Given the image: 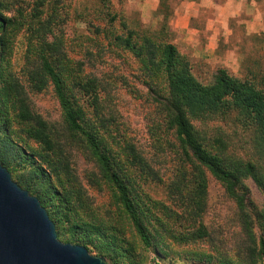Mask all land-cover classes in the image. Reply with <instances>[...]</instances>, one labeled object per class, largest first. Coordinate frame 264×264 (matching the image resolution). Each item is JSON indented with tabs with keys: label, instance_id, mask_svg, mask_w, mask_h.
<instances>
[{
	"label": "trees",
	"instance_id": "16d2710c",
	"mask_svg": "<svg viewBox=\"0 0 264 264\" xmlns=\"http://www.w3.org/2000/svg\"><path fill=\"white\" fill-rule=\"evenodd\" d=\"M95 4L88 18L78 19L88 30L80 37L87 61L95 66L123 56L139 65L162 119L152 131L156 135L162 127L175 142L172 178L163 182L120 130L107 85L86 72V62L71 58L63 33L70 18L68 0H34L27 8L20 0H0V164L40 200L61 242L84 246L106 264V255L118 253L123 240L110 224L115 214L98 219L92 212L73 165L74 152L91 163L90 184L110 192L146 249L163 245L166 233L182 243L208 239L202 219L212 177L236 204L241 238L237 260L207 256L208 263H264V204L260 209L249 202L245 184L254 181L264 196V168L229 152L221 137H208L195 125L235 114L264 152V71L239 79L219 68L209 82H201L174 42V9L168 0H160L155 13L158 29L142 24L141 18L130 23L110 0ZM20 34L26 45L22 79L12 66ZM49 88L61 110L60 126L45 121L31 104L30 93ZM149 184L163 185L167 200H155Z\"/></svg>",
	"mask_w": 264,
	"mask_h": 264
},
{
	"label": "rangeland",
	"instance_id": "374dc122",
	"mask_svg": "<svg viewBox=\"0 0 264 264\" xmlns=\"http://www.w3.org/2000/svg\"><path fill=\"white\" fill-rule=\"evenodd\" d=\"M20 1L26 8L34 2V0ZM110 1L114 10L130 23L141 18L142 24L153 29L159 28V21L155 15L150 20L141 17L139 0ZM168 1L170 7L175 9L176 0ZM259 1L264 20V0ZM96 2L97 0H68L70 18L63 27L67 50L76 62H86L87 73L98 76L107 85L108 96L113 101L120 130L125 132L141 149L155 170L159 172L163 182L168 183L172 178L177 160L174 154L175 142L163 133L162 127H159L158 134H154L155 128L159 126L162 119L153 102L155 95L150 92V88L145 83L146 79L139 65L136 61L123 56L110 58L102 64L96 63L95 66L87 61L88 58L85 55L87 46L86 43L82 45L85 39L80 37H86L88 30L86 24L78 22V19L81 15L82 18L86 16L88 18ZM207 15L210 16L211 13L208 12ZM205 35L203 33L196 38V42L191 43V39H185L178 33L174 34V42L180 51L189 57L193 73L201 82H209L219 68L226 69L232 76L239 79L251 78L252 73L264 71V30L247 34L238 25L233 35L228 33L220 35L213 40L212 47L208 50L197 52L196 49L209 42ZM23 39L22 34L17 37L12 55L14 72L21 79L26 50ZM30 100L34 111L45 121L51 125H61V110L51 88L41 94L30 93ZM195 125L208 137H221L229 152L252 162L261 169L264 168L263 150L257 145L253 132L240 123L235 114L209 122H195ZM32 145L35 146L34 143ZM72 161L94 215L99 219L109 218L108 212L115 214V221L110 224L118 229L123 241L121 245H118V253L109 251L110 253L106 255L110 264H113L114 260L119 264H209L207 256H214L215 259L218 257L226 260L238 259V241L241 236L236 204L227 196L223 186L212 177L209 179L208 208L202 219L209 233L208 239L182 243L166 233L163 245L154 243L150 249H146L130 225L120 216L110 192L90 184L89 175L93 170L91 163L78 152L73 153ZM245 184L249 202L262 209L264 196L258 186L250 179ZM147 190L155 200H167L163 185L149 184ZM176 226L177 224H172L171 228L174 229ZM257 234L259 235V232ZM95 244H101V241L97 240ZM92 255L96 256L97 253L94 252Z\"/></svg>",
	"mask_w": 264,
	"mask_h": 264
},
{
	"label": "water",
	"instance_id": "95a60500",
	"mask_svg": "<svg viewBox=\"0 0 264 264\" xmlns=\"http://www.w3.org/2000/svg\"><path fill=\"white\" fill-rule=\"evenodd\" d=\"M0 264H106L81 245L63 243L40 200L0 164Z\"/></svg>",
	"mask_w": 264,
	"mask_h": 264
},
{
	"label": "crops",
	"instance_id": "0c3cea01",
	"mask_svg": "<svg viewBox=\"0 0 264 264\" xmlns=\"http://www.w3.org/2000/svg\"><path fill=\"white\" fill-rule=\"evenodd\" d=\"M176 2L171 21L173 30L185 39H191V43L196 42V38L203 33L207 36L209 45L196 49L197 52L208 50L212 47L213 40L220 35L226 33L233 35L238 25L247 34L264 30L259 0H176ZM139 5L141 17L150 20L159 9L160 0H139ZM208 12L211 13L210 16L207 15Z\"/></svg>",
	"mask_w": 264,
	"mask_h": 264
}]
</instances>
